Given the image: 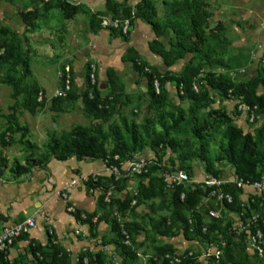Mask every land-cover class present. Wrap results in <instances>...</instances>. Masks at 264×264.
<instances>
[{"label": "trees", "instance_id": "obj_1", "mask_svg": "<svg viewBox=\"0 0 264 264\" xmlns=\"http://www.w3.org/2000/svg\"><path fill=\"white\" fill-rule=\"evenodd\" d=\"M42 3L44 9L57 8L66 19H71L80 12L86 14L88 27L91 31L97 32L104 28L102 26V12L91 11L83 3L68 2L66 0H47ZM163 5L165 22L159 20L158 13L151 0H140L133 6H129L125 2L122 4L117 0H105V8L111 14V18L130 19L126 33H122L121 29L106 26L105 28L109 30L111 36L119 37L124 42H127L133 26V20L140 19L150 26L155 36L147 43L148 49L158 55L165 65H172L186 53L193 54L192 58L188 60L177 74H160L156 68L150 66L145 59L141 58V55L132 46L126 48L125 53L121 56V61L129 62L133 70L146 79L145 94L149 98V107L153 110V116L150 119L146 117L141 127L142 129H140L134 119L120 115V126L108 124V131L105 133L103 124L109 121V117L114 111H117L114 106L118 104L116 103L119 97L117 93H119V88H121L117 85L118 77L115 71L109 69L106 73L111 88L110 91L113 93L103 96L98 88L95 70L93 72L94 82H91L90 74L92 70L90 63L85 65V87L81 92L76 91L69 70L66 71L62 68V74L58 78L60 81L59 88L64 87L67 74L69 76V88L63 93H56L50 98V109L54 112H63L66 106H74V103L79 99L81 100L83 113L93 119H99L100 123L92 126L77 124L59 135L52 132L46 145L49 153L59 160H65L73 156L78 160L101 159L102 161L106 160V165H119L126 158L137 154L136 152L147 149L154 151L156 148L162 147L183 151L190 158L201 161L206 177L225 176L226 170L216 167V163L222 159L227 161L228 166L232 168V171L229 172L237 180L241 179L243 182L264 181V124L254 128L253 133L244 132L241 127L233 123V118L227 114L224 107L212 108L214 99L211 93V91L216 92L222 100L235 101L234 109L237 114L241 112L237 110V106L240 103L253 108L255 115L264 114V64L257 76L242 81H235L225 73H215L208 70L202 77L204 82L198 85V74L201 65L206 62L209 66H212V62L209 60L211 58L210 55L216 52L210 43L219 39L218 33L222 30L221 24L217 23L213 28L206 27L209 12L198 0H169L164 1ZM40 15L41 12L37 7L18 12L20 20L29 29L37 27ZM166 27L171 28L174 33L173 37L168 40L169 49H166L158 40L159 37L164 35ZM193 58L198 59V62L194 63ZM31 74L30 61L27 59L26 54H21L15 33L4 25H0V83L7 85L11 90L10 97L14 102L10 109L15 108L19 97L22 98L25 110L30 114H35L37 110L44 107L46 99ZM155 80L158 82V91L154 88L153 83ZM167 82H174L179 98L188 101L186 109L179 105H173L167 100V93L164 89ZM194 84L197 86V90H194ZM38 97L41 98L38 99ZM203 108L207 109V111L204 117H200L199 110ZM253 120L255 121V117ZM6 121V128L0 132L1 149L8 147L12 141L8 132H21L20 142L30 152V156L33 152L34 144L26 138L29 127L20 125L13 111L7 115ZM156 127H158L157 130H155ZM183 127L193 140L197 141L198 145L194 148L186 146L187 148L184 150L185 145L183 142L186 143L187 141H180L171 136L172 133L182 131ZM218 131H220V139L216 145L217 153L214 158H211L208 155L209 144L214 142V133ZM107 136H109L108 143ZM180 161L181 164L177 168L184 169L188 176L191 177L194 173V166H190L186 159L180 158ZM32 165L33 163L29 159H25L23 164L17 159L9 163L7 158L1 153L0 177L8 168L12 177L18 178L30 172L33 168ZM146 168V172L133 178L121 177L115 179L113 174H110L109 177L96 174L95 178L88 175L87 180L83 181V185L89 190L96 188L102 190L97 198V211L85 212L74 208V211L70 212L78 222L87 225L88 231L92 236L96 235V227L101 221L107 223L110 231L115 234V240L113 241L120 248L123 264H132L137 258V253L128 249L127 242L129 238H133L138 233L141 227L134 221H122L119 216V212L125 215L126 211L135 205H131L133 204L131 203L132 200H135V203H143V199L156 195L168 196V201L172 206L171 212L169 215L159 217L156 227H159L157 229L159 234L169 238L178 234H181L187 240L194 237L202 238L206 240L205 244L207 246L212 243L217 245V231L219 233L227 229L229 233H234L231 231V219L227 217L226 220V216L221 213L220 216H212L209 211H215L214 206L219 209L221 205H224L235 210L238 214L242 212L243 202L238 197L243 193V190L235 182H227L218 187L207 186L202 182L186 183L184 186L177 185L169 190L160 174L162 171L177 168L166 166L165 163H162L161 158L149 162ZM134 178L138 182L136 193L132 196H125L122 199H113V194L117 191H122L126 184L130 180H134ZM143 180H145V183H143ZM216 188L222 193H228L231 196V201L218 200L216 194L212 193L213 191L217 193ZM107 189H111L113 194L109 201L105 202L104 193ZM181 193H184L183 198L180 196ZM205 197L208 202L211 200L214 206H210L208 202L207 205L200 204V207L197 206L199 205L198 202H201ZM258 201L259 197H248L247 203L252 204V210H245V216L260 210ZM65 206L67 208L71 204L66 201ZM154 207L156 205L153 203ZM107 209H112L111 217H107ZM98 210H101V213L97 215ZM188 212H190L189 215L186 214ZM261 212H264V209H261ZM261 212L259 228L264 238V224L261 223L263 219ZM46 233L50 241L52 237L51 231L46 229ZM22 235L17 237L16 240ZM107 244L105 242L104 245ZM28 245L31 254L36 259V264L69 263L70 254L64 247L51 245L50 251L46 253L42 245L33 239L29 240ZM262 249L263 255L261 256L257 254L249 255L245 248L244 252L248 256L258 258L260 260L259 264H264V244H262ZM173 251L174 248L170 244L157 247L158 260L149 258V264H187L192 261L187 258L190 256L186 255V257H179V261L172 260L170 255H173ZM7 253V251L0 253V264H9ZM166 255L170 257L168 258ZM83 257H87V264H109L104 260L102 252L99 251L92 253L91 251L82 250L78 254V262L76 264H84L81 260ZM214 258L211 257V259ZM220 264H223V262ZM237 264L251 263H248L242 257Z\"/></svg>", "mask_w": 264, "mask_h": 264}, {"label": "rangeland", "instance_id": "obj_2", "mask_svg": "<svg viewBox=\"0 0 264 264\" xmlns=\"http://www.w3.org/2000/svg\"><path fill=\"white\" fill-rule=\"evenodd\" d=\"M95 1H98L97 5L91 4L90 7L93 10L104 8L103 11H100L104 17L102 21L103 26L104 22H109L111 16L105 7H103L104 0H100L102 2L101 5H99V0ZM117 1L133 6L140 0ZM151 1L154 3L159 20L165 22L163 3L169 0ZM79 2L82 3L83 0H79ZM198 2L209 12L206 27L213 28L217 23H220L222 27V30L218 33L219 39L210 43L216 52L210 55L211 58L209 60L212 62V66H209L206 62L201 65L198 74V85L204 82L202 77L208 70L215 73H225L235 81L252 79L257 76L264 64V0H198ZM83 5L85 6L84 3ZM34 7L40 10L41 15L38 19V27L36 29H29L21 22L18 11ZM43 7L42 1L39 0H0V25L3 24L15 33L21 54H26L27 59L30 61L31 77L35 80L46 99L44 107L37 110L35 114H30L25 110L21 97H19L15 108L10 109V106L14 102L10 97L11 90L7 85L0 83V132L6 128L7 115L13 111L18 123L29 127L26 138L34 144L33 152L29 156L30 152L20 142L21 132L15 131L13 133L8 132V135L12 139L9 146L4 149L0 147V154L2 153L9 163L14 159L19 160L22 164L25 159H29L33 163L32 170L18 178H13L8 168L0 177V183L3 185L11 181L18 184V187L19 184H23L21 185L22 189L19 190L20 195H25L26 191H22L24 185H31L37 173H42V177L38 181L39 184L40 181L47 182L50 180L48 175L51 173V169L57 172L59 166L65 169L69 168L72 173H74L73 168L77 167L82 170L83 174L87 173L86 175L96 174V170H104L107 173L105 174L106 177L110 175L101 159L84 161L69 157L65 160H59L49 153L46 146L52 132L59 135L61 132H66L77 124L92 126L100 123L99 119H93L83 113L81 110V100L79 99L74 103V106H66L63 112H54L50 109V98L60 89L58 78L62 74V68L66 70V64L77 92H81L85 87V78L82 75L85 65L87 63L93 64L98 78V88L103 96L113 93L110 91L111 88L106 73L109 69L115 71L118 77L117 85L121 88H119V93H117L119 97L116 103L118 104L114 106L117 111H114L109 117V121L103 124L106 133L108 131V124L120 126V115L134 119L140 129H142L141 127L144 124L145 118L150 119L153 116V110L149 107V98L145 94L146 79L139 76L129 62H122L120 60L126 48L129 46L135 47L141 58L145 59L150 66L156 68L160 74H177L193 56L192 53H186L172 65H165L161 58L150 52L147 47V43L155 37L150 26L142 20L136 21L137 19L133 20L132 32L127 42H124L119 37L111 36L109 30L106 29V32H102L104 34L93 40L90 45L87 39L92 34L88 27L87 16L84 13L80 12L73 18L66 19L57 8L47 7L48 9H44ZM83 29L85 30L84 32ZM173 35V30L166 27L164 35L159 37L158 40L166 49H169L168 40ZM193 59L194 63L198 62V59ZM77 72L81 75L78 76ZM164 89L167 93V100L171 104L179 105L183 109H186L188 101L179 98L174 82H167ZM211 93L214 99L212 108L224 107L227 114L233 118V123L241 127L244 132L253 133L254 128L264 124V114H256L255 121H251L245 112L236 113L234 109L235 101L222 100L216 92L211 91ZM206 111L207 109L204 108L199 110V116L204 117ZM157 129L158 127L155 128V130ZM216 133H214V142L209 144L208 155L211 158H214L217 153L216 145L220 139V131ZM171 136L180 141H187L186 143L183 142L185 145L184 150L187 148L186 146L194 148L198 145L197 141L193 140L185 128L178 133H172ZM108 141L109 136H107V143ZM136 153L145 155L148 159H151V162L161 158L162 163L172 168H177L181 164L180 158H182L186 159V162L190 166H194L196 172L203 169L201 161L194 160L187 153L180 152L179 150L160 147L154 151L147 149ZM226 162V160L221 159L216 163V167L222 168L224 171H232V168H229ZM154 175L158 177L157 174L154 173ZM84 176L81 177L84 178ZM76 178L78 180V189H83L87 194L96 195L93 198L94 205L92 204L95 207L94 210H96V201L102 190L100 188L89 190L86 186L81 185L83 183H81L79 177ZM136 180L134 178L133 182L127 183L122 191H117L113 194V199H122L125 196L134 195L138 186ZM68 181L66 179L65 184ZM143 183H145V180H143ZM192 183L196 182H188V184ZM77 185L68 189V196L77 189ZM50 193L51 206L57 207L54 221L55 218H60L59 229L52 223L54 230H58V234H73V229L77 224L74 222L72 215L66 211L65 202L61 198L54 196V189ZM168 200V196L165 195H156L145 200L143 199V203H135L134 200L131 205H135L127 210L125 215L119 212L122 221H134L141 227L138 233L133 238H129L127 242L128 249L137 253V258L132 264H149V258L158 260L157 247L164 244L173 246L174 251L173 255H170L171 257L190 256L187 258H190L192 261L187 264H220L221 262L223 264H237L242 257L248 263H260L258 258L245 254L246 236L244 234L229 233L227 229L219 233L217 231L216 233L218 240L216 243L219 247L215 243L206 246V240L202 238L194 237L185 241L181 234L172 238L159 234L157 232L159 227H156V223L159 221L158 218L162 215H169L171 212L172 206ZM207 202L208 200L205 197L201 202H198L199 205L197 206L207 205ZM153 203L156 205L154 208ZM208 204L214 206L211 200H209ZM213 208H215V214L220 216L218 207L214 206ZM32 210L28 209L26 215H31ZM257 211L261 212V209ZM106 212L107 217H111L112 209H107ZM99 213H101V210H98L97 215ZM186 214L189 215L190 212ZM206 221L208 222V220ZM103 222L101 221L98 224L95 236H92L87 229L82 230V234H75L77 236L76 240H80L83 238L82 236H85L86 245L78 248L77 251H69L71 253L70 263H72L71 261L75 262L74 257L78 256L82 250H87L92 253L97 251L102 252L104 260L109 264H123L120 248L113 241L115 240V234L110 231L107 223L104 222V224ZM261 223L264 224V219L261 220ZM34 231L37 233V237L43 240V236L46 235L43 223H38L28 233L31 234ZM85 232L86 234L83 235ZM105 242L108 244L104 245ZM262 244H264V238ZM51 245H55V243L53 242ZM57 246L59 245L57 244ZM207 248H211L210 254H205ZM50 249L46 246L44 251L48 253ZM18 253H20V257L14 260L12 264H36V260L33 257H26L28 253L26 247ZM211 257L215 258L211 259Z\"/></svg>", "mask_w": 264, "mask_h": 264}, {"label": "crops", "instance_id": "obj_3", "mask_svg": "<svg viewBox=\"0 0 264 264\" xmlns=\"http://www.w3.org/2000/svg\"><path fill=\"white\" fill-rule=\"evenodd\" d=\"M99 2H100L99 5H101L102 2L100 0H99ZM77 3H79V0H77ZM82 3H84L85 7L91 11H103L104 10V8L101 10L100 9L99 10H93L90 7L91 4H94L95 6L97 5L98 1L96 2L95 0H83ZM103 5H104L103 7H105V0H104ZM110 16H111V14H110ZM103 20H104V17H103ZM138 20H140V19H137L136 21H138ZM87 23H88V21H87ZM37 27H38V22H37ZM36 28H34V29H36ZM105 30H106L105 27L100 29L97 32L90 30L91 31L90 33L92 34V36L91 35L88 36L87 42L91 45L93 40L97 39L101 34H104L102 32H106ZM84 31L85 30L83 29V32ZM133 48L135 50H137L135 47H133ZM120 60H121V57H120ZM66 67L68 68L67 64H66ZM82 73H83L82 75L84 76V71ZM79 75H81V74L78 73V76ZM82 160L88 161L91 159H82ZM91 161H93V160H91ZM73 169H74V173H72L69 168L65 169L64 167H60V166L57 169V172L51 169V173L48 175V178L50 180L49 181L46 180L47 182L40 181V184L38 183V181L42 177V173H39V174L37 173L35 175V178H34L31 185H29V186L24 185L22 191H26L25 195H20V192H19V190L22 189L21 185H23V184H19V187H18V184H15L14 181L8 182L5 185L0 183V228L4 224L15 223V222L21 221L23 219H26L28 217H35L37 215L38 211L45 212L48 219H49L48 222H43V221H40L39 219H37L38 223L41 222L44 225V231H45L46 235L43 236V240H41L37 237V233L35 231L32 232L31 234L27 233L26 235H22V237H20L18 240H16V242L12 245V247L10 248V250L7 253V259L9 260V264H12V262L14 260H16V259H18V257H20V253H18V252L25 247L28 250L26 257L27 256L33 257V255L31 254V252L29 250V245H28V242L30 239H33L35 242L41 244L43 250H45L46 246H48V249H50V245L53 242L55 243L56 246H57V244L59 246H63L68 252L70 250L72 252L77 251L78 248L83 247V245H86V240H85L86 237L82 236L83 237L82 239L76 240L77 236L74 234V230L80 229V232H81L80 234H82V230H84V229L88 230L87 225L86 224L83 225L80 222H78V220H76L74 215L71 214L70 211L67 210L66 206H65L66 211H68L72 215L74 222L77 224V226L74 227V229H73V232H72L73 234H70V233H65V234L59 233L58 234V232H57L58 230L55 231L54 226L52 224V223H54L57 226V229H59L58 224H59L60 218L57 217V218H55V221H54L55 213L57 212V207H52L51 201H50V197H51L50 192L52 191V189H54V196L61 198L65 203H66V201H68L74 208L81 209L82 211H85V212L94 211L95 207H93V205H94L93 204V201H94L93 198L96 195H93L91 193L87 194L86 191H84L83 189H78L79 186L77 185V189L71 195L68 196V194H67L68 189H71L74 187V186L67 187L68 182L73 178L84 176L87 174V173L83 174L82 170H80L77 167H74ZM91 171H89V172H91ZM96 172H97V174H102V175L107 174L104 170L103 171L96 170ZM61 174H64V175H61ZM225 175L229 176V175H231V173L228 170H226ZM44 178H46V177H44ZM190 178L192 180H198V181L203 180L204 178H206V173L204 172L203 169L196 172V169L194 167V173ZM66 179H68L69 181L65 184ZM131 182H133V180L129 181V183H131ZM81 185H83V184H81ZM168 189L171 190V188H168ZM61 190H63L66 193V195H67L66 200H64L59 195V191H61ZM21 197H23V198H21ZM238 199L242 200L243 208L245 210H247V209L252 210V207H251L252 204L247 203V201H245L246 196L244 194V191H243V194L239 195ZM28 209H33L32 210L33 212L31 215H26ZM219 212L221 214H223L224 216H226V220L228 217L229 219H231L233 221L238 216V213H236L235 210L227 208L224 205H221V207L219 208ZM261 214H262L261 215L262 218L264 219V212H261ZM81 227H83V228H81ZM97 227H96V230H97ZM46 229H49L51 231L52 236L54 235V237H51L50 241L48 240V235L46 233ZM85 234H86V232L83 235H85ZM183 239L185 241H188L184 237H183ZM69 254H70L69 255V259H70L71 253L69 252ZM71 262L73 264H76L73 261H71ZM72 263L69 262L68 264H72ZM43 264H46V263H43Z\"/></svg>", "mask_w": 264, "mask_h": 264}, {"label": "built area", "instance_id": "obj_4", "mask_svg": "<svg viewBox=\"0 0 264 264\" xmlns=\"http://www.w3.org/2000/svg\"><path fill=\"white\" fill-rule=\"evenodd\" d=\"M47 0H42V2H45ZM68 2H74L77 3V0H66ZM129 18H119L114 17L109 19V22H104L103 26H111L117 29H121L122 33H126L129 28ZM146 69V68H145ZM68 69L66 68V71ZM91 70L92 73L90 74L91 82H94V70L95 67L93 64H91ZM154 88L156 91H158V82L157 80L154 81ZM69 88V76L66 75V81L64 87H60L57 93H63L66 89ZM194 90H197V86L193 85ZM41 97H38L40 99ZM237 110L245 111L249 113V119L252 120L254 117V110L249 105L240 103L237 106ZM151 159L147 158L143 154H133L130 157L126 158L124 161L120 162L118 164H109L106 165V160L103 161L106 170L110 172V174L114 175L115 179H119L121 177L126 178H133L136 175H139L143 172L147 171V165ZM97 174V173H96ZM96 174H89L91 177L95 178ZM161 177L163 178V181L165 182V186L167 188H173L177 185H185L188 182L194 181L196 183H203L207 186H220L222 184H225L227 182H235L238 187H240L246 196L245 201H248V197H259L258 201V208L264 209V181H253V182H243L241 179H236L234 176L231 175H225L224 177H215V176H209L204 178L203 180H192L186 171L182 168H177L174 170L169 171H162ZM88 175L84 176L82 178L81 176L79 179H81V183L83 181L87 180ZM131 181V180H130ZM78 184L77 178L71 179L67 187L76 186ZM217 189V188H216ZM216 194V198L220 201L226 200L227 202L231 201V196L228 193H222L217 189L216 191L212 192ZM112 190L107 189L104 193V201L108 202L110 197L112 196ZM243 194V193H242ZM59 195L66 200L67 195L66 193L61 190L59 191ZM181 198L184 197V193H181ZM255 201V200H253ZM134 200H132L131 203H133ZM243 208V203H242ZM67 210L72 212L74 211V207L71 205L67 207ZM245 209L243 208L242 212L238 214V216L232 221L231 225V231L236 234H244L246 236V246L245 251L249 255L257 254L258 256L263 255V249H262V243H263V234L261 229L259 228V219H260V212H254L251 213L249 216L244 215ZM210 215L212 216H219L218 214H215V211L210 210ZM43 222H48V217L45 212L38 211L37 215L35 217H28L26 219H23L21 221L15 222V223H8L4 224L0 228V253L2 252H8L10 248L12 247L13 242L22 234H27L30 230H32L34 227L37 226L38 220ZM80 229H75L74 234L78 235L80 234ZM210 246V245H209ZM211 248H207L205 250V254H210ZM210 251V252H209ZM166 257H170L169 255H166ZM82 262L84 264L88 263L87 257H83ZM172 260L179 261V258L172 257ZM74 261L78 262V256L74 257Z\"/></svg>", "mask_w": 264, "mask_h": 264}, {"label": "clouds", "instance_id": "obj_5", "mask_svg": "<svg viewBox=\"0 0 264 264\" xmlns=\"http://www.w3.org/2000/svg\"><path fill=\"white\" fill-rule=\"evenodd\" d=\"M241 112H245V111H241ZM245 113H246V115H247L248 118H249V113H248V112H245ZM254 117H256L255 113H254ZM254 117H253V118H254ZM251 121H254V120L252 119ZM231 176H233V175L231 174Z\"/></svg>", "mask_w": 264, "mask_h": 264}]
</instances>
